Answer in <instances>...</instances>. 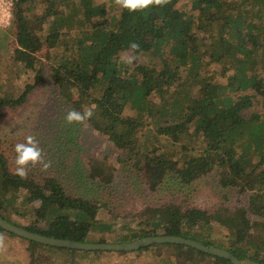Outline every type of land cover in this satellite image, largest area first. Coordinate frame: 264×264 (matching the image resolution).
I'll list each match as a JSON object with an SVG mask.
<instances>
[{
    "label": "trees",
    "instance_id": "trees-1",
    "mask_svg": "<svg viewBox=\"0 0 264 264\" xmlns=\"http://www.w3.org/2000/svg\"><path fill=\"white\" fill-rule=\"evenodd\" d=\"M7 30L14 62L34 75L19 95L0 98V119L52 88L68 111H92L74 122L82 144L95 131L121 157L85 161L86 187L108 193L100 198L50 166L20 176L0 153L4 219L90 243L176 235L264 264V0H159L135 12L118 0H13ZM120 179H137L141 195L162 202L132 214L112 238ZM207 179L222 200L202 208L193 198ZM0 238L23 244L26 264H106L113 253L133 255L129 264H233L180 243L82 250L1 226Z\"/></svg>",
    "mask_w": 264,
    "mask_h": 264
},
{
    "label": "rangeland",
    "instance_id": "rangeland-1",
    "mask_svg": "<svg viewBox=\"0 0 264 264\" xmlns=\"http://www.w3.org/2000/svg\"><path fill=\"white\" fill-rule=\"evenodd\" d=\"M13 7V5H12ZM11 21V18H10ZM0 26V98L19 95L25 85L33 80V72L24 70L22 64H16L13 60L11 47L12 36L7 28ZM55 90L48 87H40L30 98L28 103L19 109H5V115L0 119V153L10 159L12 169H16L15 145L25 141L27 136H33L39 141L43 160L50 166L51 173L67 175L64 180L69 186L81 187V191H92L96 197L103 198L108 193L103 189L86 187L84 175H87L88 161L91 156L99 157L107 154L111 160L121 157L111 149L110 142L100 134L91 130L85 131L81 142V126L75 127L74 122L68 123L64 117L68 112L66 106L59 101ZM68 129L71 132H67ZM92 136V137H91ZM81 148L83 151L81 152ZM39 164V163H37ZM30 164V167L36 166ZM117 169L121 163H117ZM43 167V165H42ZM81 173V175H80ZM121 173V172H120ZM120 179L117 185L122 194L114 199V212L120 214L115 230L108 237L116 238L121 225L131 221L132 214L143 209L147 204L162 202V195L147 197L141 195L142 189L137 190V179ZM73 181V182H72ZM107 193V194H106ZM116 195V193H115ZM220 193H217L212 179L204 180L199 184L193 203L202 208H210L215 202L221 201ZM112 198V197H111ZM101 215V214H100ZM103 216H108L103 213ZM101 215V216H102ZM22 222V219H19ZM136 223H134L135 225ZM27 253L25 246L20 243H12L9 239L0 238V264H26ZM133 255L109 254L105 259L106 264H129Z\"/></svg>",
    "mask_w": 264,
    "mask_h": 264
},
{
    "label": "water",
    "instance_id": "water-1",
    "mask_svg": "<svg viewBox=\"0 0 264 264\" xmlns=\"http://www.w3.org/2000/svg\"><path fill=\"white\" fill-rule=\"evenodd\" d=\"M0 226L7 231L13 232L19 236L31 239L33 241L47 244L55 247H63V248H72V249H82V250H135L144 244L149 243H161V242H169V243H180L186 244L192 247H195L199 250L206 251L210 254L222 256L230 259L233 264H263L257 261H254L250 258L240 259L235 256L230 251L216 247V246H206L205 244L181 237L176 235H157V236H148L142 239H137L130 242L125 243H90V242H80V241H72L69 239H62L58 237H52L47 235H42L36 232H32L27 228L11 223L10 221L4 219L0 215Z\"/></svg>",
    "mask_w": 264,
    "mask_h": 264
},
{
    "label": "clouds",
    "instance_id": "clouds-1",
    "mask_svg": "<svg viewBox=\"0 0 264 264\" xmlns=\"http://www.w3.org/2000/svg\"><path fill=\"white\" fill-rule=\"evenodd\" d=\"M120 7L130 12L145 10L159 3V0H118ZM10 22V21H7ZM135 47V45H133ZM91 110L78 111L76 109L69 110L64 119L68 123L83 122L92 116ZM15 164L16 173L20 176L26 175L27 167L37 163L42 164L44 168L49 167L48 163L43 160L42 150L39 141L33 136H27L25 141L15 145Z\"/></svg>",
    "mask_w": 264,
    "mask_h": 264
},
{
    "label": "built area",
    "instance_id": "built-area-1",
    "mask_svg": "<svg viewBox=\"0 0 264 264\" xmlns=\"http://www.w3.org/2000/svg\"><path fill=\"white\" fill-rule=\"evenodd\" d=\"M12 5L13 0H0V26L9 24Z\"/></svg>",
    "mask_w": 264,
    "mask_h": 264
}]
</instances>
